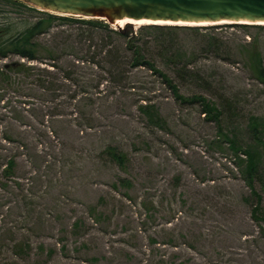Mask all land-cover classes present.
Instances as JSON below:
<instances>
[{
	"label": "rangeland",
	"instance_id": "obj_1",
	"mask_svg": "<svg viewBox=\"0 0 264 264\" xmlns=\"http://www.w3.org/2000/svg\"><path fill=\"white\" fill-rule=\"evenodd\" d=\"M0 13V25L12 24L15 32L46 18L2 1ZM60 24L54 22L55 27ZM47 108L36 91L0 83V138L10 134L29 145L28 157L18 159L20 172L25 166L31 174L27 160L35 161L45 180L42 191L58 171L47 167L54 155L44 136L50 120ZM158 108L168 127L149 128L148 142L139 138L147 127L135 106L99 108L108 115L100 131L114 130L123 139L132 135L133 141L127 142L130 166L122 170L103 164L99 175L91 152L95 132L75 133L73 139L86 147L77 148L75 153L82 159L66 172L74 176L67 185L71 194L64 198L62 191H56L38 200V227H30L23 198L0 189V264H264V223L253 219L252 191L222 137L236 139L243 149L255 146L250 118L264 120V92L234 108V117H223L222 127L207 120L196 105L167 99ZM133 142L137 148L130 146ZM4 145L10 152L12 147ZM118 178L134 184L129 198L114 189ZM263 182L261 177L255 189L263 196L264 213ZM94 205L104 212V223L73 237L70 225L87 217ZM28 236L33 249L23 259L16 254L15 243Z\"/></svg>",
	"mask_w": 264,
	"mask_h": 264
},
{
	"label": "trees",
	"instance_id": "obj_2",
	"mask_svg": "<svg viewBox=\"0 0 264 264\" xmlns=\"http://www.w3.org/2000/svg\"><path fill=\"white\" fill-rule=\"evenodd\" d=\"M0 1L46 16L29 23L21 32H15L12 24L0 25V62H5L0 65V83L34 90L47 102L50 120L44 126V136L49 140L46 147L54 150L47 167L58 170L57 178H48V187L42 191L45 180L35 161L27 160L31 174L25 166L20 172L18 159L28 157L29 145L10 134L1 136L0 189L13 190L27 203L23 209L30 227H38L41 222L37 218L41 214L38 200L56 191H62L60 196L64 198L71 194L67 185L74 176H66V172L82 159L75 153L77 148L86 147L73 139L75 133L90 136L95 132L91 152L98 161L99 175L103 164L122 170L130 166L127 142L133 141L132 135L123 139L114 130L100 131L108 115L99 108L135 106L147 127L139 138L148 142L149 128L162 131L168 127L158 108L163 100L199 106L201 114L220 127L223 117L236 115L234 108L264 92V25L128 23L115 29L105 20L57 16L17 0ZM56 20L61 24L55 27ZM250 120L255 146L243 149L236 139L224 134L222 137L230 144L236 167L252 191L256 202L253 219L264 223L263 196L255 189L256 181L264 177L260 151L264 152V120ZM3 143L12 147L10 152ZM130 146L137 148L134 142ZM113 186L128 198L134 188L127 178H118ZM50 200L54 202V198ZM104 221V212L90 206L88 216L77 218L69 230L73 237H80ZM32 246L29 236L17 240L16 254L26 259Z\"/></svg>",
	"mask_w": 264,
	"mask_h": 264
},
{
	"label": "water",
	"instance_id": "obj_3",
	"mask_svg": "<svg viewBox=\"0 0 264 264\" xmlns=\"http://www.w3.org/2000/svg\"><path fill=\"white\" fill-rule=\"evenodd\" d=\"M57 16L129 24L264 25V0H17Z\"/></svg>",
	"mask_w": 264,
	"mask_h": 264
},
{
	"label": "bare ground",
	"instance_id": "obj_4",
	"mask_svg": "<svg viewBox=\"0 0 264 264\" xmlns=\"http://www.w3.org/2000/svg\"><path fill=\"white\" fill-rule=\"evenodd\" d=\"M126 24H128V21H120L116 24V26H120V27H124ZM144 24H147V23H134L133 25L135 26H141V25H144ZM187 26H197V25H187ZM198 26H208V25H198Z\"/></svg>",
	"mask_w": 264,
	"mask_h": 264
}]
</instances>
